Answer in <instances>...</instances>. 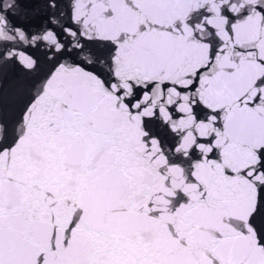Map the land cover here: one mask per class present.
Returning <instances> with one entry per match:
<instances>
[{
  "label": "snow or ice",
  "instance_id": "snow-or-ice-1",
  "mask_svg": "<svg viewBox=\"0 0 264 264\" xmlns=\"http://www.w3.org/2000/svg\"><path fill=\"white\" fill-rule=\"evenodd\" d=\"M0 264H264V0H0Z\"/></svg>",
  "mask_w": 264,
  "mask_h": 264
}]
</instances>
